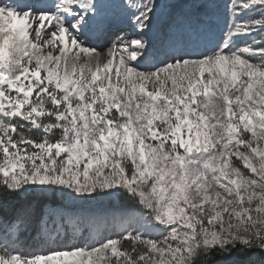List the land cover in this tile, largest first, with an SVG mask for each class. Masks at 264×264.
Masks as SVG:
<instances>
[{"label":"snow or ice","instance_id":"obj_1","mask_svg":"<svg viewBox=\"0 0 264 264\" xmlns=\"http://www.w3.org/2000/svg\"><path fill=\"white\" fill-rule=\"evenodd\" d=\"M0 264H264V0H0Z\"/></svg>","mask_w":264,"mask_h":264},{"label":"trees","instance_id":"obj_2","mask_svg":"<svg viewBox=\"0 0 264 264\" xmlns=\"http://www.w3.org/2000/svg\"><path fill=\"white\" fill-rule=\"evenodd\" d=\"M29 199H32V197H29Z\"/></svg>","mask_w":264,"mask_h":264}]
</instances>
